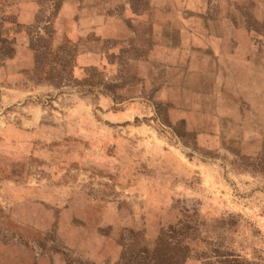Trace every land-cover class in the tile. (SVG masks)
I'll list each match as a JSON object with an SVG mask.
<instances>
[{"label": "rangeland", "instance_id": "obj_1", "mask_svg": "<svg viewBox=\"0 0 264 264\" xmlns=\"http://www.w3.org/2000/svg\"><path fill=\"white\" fill-rule=\"evenodd\" d=\"M204 5L184 68L148 0L2 16L0 264H264V0Z\"/></svg>", "mask_w": 264, "mask_h": 264}, {"label": "crops", "instance_id": "obj_2", "mask_svg": "<svg viewBox=\"0 0 264 264\" xmlns=\"http://www.w3.org/2000/svg\"><path fill=\"white\" fill-rule=\"evenodd\" d=\"M204 1L152 0L150 3L148 0V11L153 12L155 16L152 24L158 29H162L157 32L156 38L148 41V45L153 46V48H149L148 53L156 54L158 61L162 62L164 66L169 64V66L177 68L180 62L182 63L181 68H184L182 55L188 53L189 62L191 57L192 59L198 57L201 59L204 55L211 56L213 52L207 54L208 47L204 48V51L203 49L199 51L201 54H198V46L212 45L215 37L219 34L222 35V44H228L229 28L232 24L222 16L220 19L207 16V6L204 5ZM38 6L39 0H0V20L4 14L12 12L19 21L31 22ZM94 11L96 12V10ZM96 27L98 28L100 25L95 24L94 28ZM234 29H239V24ZM175 54H181V56L175 57ZM17 92L21 93V91ZM18 97L19 94L14 92L12 98L17 99Z\"/></svg>", "mask_w": 264, "mask_h": 264}]
</instances>
